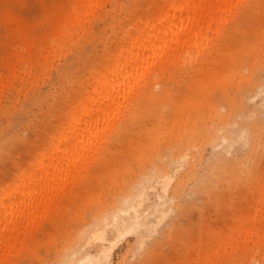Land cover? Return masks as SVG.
<instances>
[{
    "label": "rangeland",
    "instance_id": "obj_1",
    "mask_svg": "<svg viewBox=\"0 0 264 264\" xmlns=\"http://www.w3.org/2000/svg\"><path fill=\"white\" fill-rule=\"evenodd\" d=\"M85 1L0 0V197L88 105L129 28L165 4ZM207 38L120 99L76 177L0 264H61L140 180L164 172L167 218L142 247L123 240L115 264H264V0H234Z\"/></svg>",
    "mask_w": 264,
    "mask_h": 264
},
{
    "label": "bare ground",
    "instance_id": "obj_2",
    "mask_svg": "<svg viewBox=\"0 0 264 264\" xmlns=\"http://www.w3.org/2000/svg\"><path fill=\"white\" fill-rule=\"evenodd\" d=\"M164 1L149 22L140 18L136 27L129 28L121 48L107 59L108 69L97 78L88 105L70 115L49 153L39 156L36 171L22 177L21 184L0 197V254L16 242V235L50 209L68 180L76 177L120 99L130 93L134 84L147 80L161 62L179 64L183 53L205 50L202 46L210 43L208 31L212 26L217 31L218 20L234 0ZM86 2L90 4L91 0ZM241 134L245 136L247 132L243 130ZM223 142L227 139L223 138ZM179 162L174 161L177 169ZM172 182L173 176L168 172L140 180L132 197L118 206L109 219L94 226L81 249L67 255L61 264H115L112 257L116 248L132 236L137 247H142L172 208L173 197L168 194ZM185 214L191 218L189 212ZM89 243H96L97 247L88 250ZM159 249V244L155 245L150 257ZM82 251L83 255L76 258Z\"/></svg>",
    "mask_w": 264,
    "mask_h": 264
}]
</instances>
